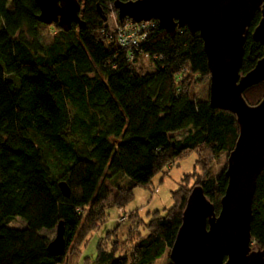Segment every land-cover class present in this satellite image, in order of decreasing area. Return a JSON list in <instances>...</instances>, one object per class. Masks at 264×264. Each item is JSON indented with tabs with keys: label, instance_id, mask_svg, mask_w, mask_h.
<instances>
[{
	"label": "trees",
	"instance_id": "obj_1",
	"mask_svg": "<svg viewBox=\"0 0 264 264\" xmlns=\"http://www.w3.org/2000/svg\"><path fill=\"white\" fill-rule=\"evenodd\" d=\"M79 1L85 27L73 24L66 32L54 24L57 34L45 44L40 28L46 24L38 19L36 0H0V264H69L75 245L80 255L74 264H81V250L105 222L109 208L119 209V224L131 221L134 214L124 220L121 216L128 215L125 206L133 200V191L148 187L176 161L197 152L195 172L184 177L174 193L175 206L165 216L156 213L148 223L138 215L143 226L139 229L146 234L141 232L132 255L118 256L114 239L112 251L100 245L97 258L89 260L154 264L175 243L194 188L187 184L196 180L217 213L228 187L226 167L216 177L210 168L213 159L234 150L236 117L213 109L209 100L194 101L189 92L192 77H210L202 38L187 28L172 37L155 20L131 51L110 39L108 26L111 14H118L114 3L131 0ZM260 19L257 12L245 43L242 74L264 56L263 46L252 36ZM145 57L153 72H140ZM244 96L251 105L259 103L264 85L247 89ZM184 130L188 132L180 139L171 136ZM117 177L128 181L119 188L125 198L106 205L110 190L104 182ZM62 183L69 186L70 197L63 194ZM253 216L254 243L264 248V171ZM16 219L26 227H11ZM61 222L66 252L54 256L52 240L40 233L57 229Z\"/></svg>",
	"mask_w": 264,
	"mask_h": 264
},
{
	"label": "water",
	"instance_id": "obj_2",
	"mask_svg": "<svg viewBox=\"0 0 264 264\" xmlns=\"http://www.w3.org/2000/svg\"><path fill=\"white\" fill-rule=\"evenodd\" d=\"M39 21L69 32L73 24L84 28L79 0H36ZM120 21L157 20L172 37L183 28L204 42L211 76L209 102L213 109L231 112L239 136L228 156V187L221 209L196 185L187 200L183 222L170 251L173 264H264V248L252 235L253 202L258 178L264 171V97L251 105L247 89L264 85V56L247 74L241 73L245 43L257 12L261 19L252 33L264 49V0H131L116 1ZM106 20L103 10L98 8ZM66 197L71 191L61 184ZM49 244L54 256L66 252L65 226L61 222Z\"/></svg>",
	"mask_w": 264,
	"mask_h": 264
},
{
	"label": "rangeland",
	"instance_id": "obj_3",
	"mask_svg": "<svg viewBox=\"0 0 264 264\" xmlns=\"http://www.w3.org/2000/svg\"><path fill=\"white\" fill-rule=\"evenodd\" d=\"M10 9H12V5H10ZM118 20V14L116 12H113L109 18L108 26L111 29L114 28L118 23ZM126 20L127 19L122 21V23H124ZM57 31V27L53 25L41 26V41L45 44L50 43L53 40L54 36L57 34ZM138 68L142 73H150L154 70L152 62L146 57L140 61ZM210 78L211 76L203 79L195 76L192 77L189 92L194 101L199 102L209 100L211 84ZM257 93H259V90L254 92V95L257 96ZM187 132L188 131L184 130L183 132L171 134V136H174L176 139H180L184 135H186ZM228 156L229 154L225 152L219 158L215 160L213 159L211 161V176H218L224 170V168L227 167ZM197 160L198 153L190 152L183 158L176 161L175 165L168 169V172H166L165 174L161 173L157 175L153 179L152 184H150L148 187H137L133 191V200L125 206V210L128 213V215H125V217H130L131 214H134V218L131 221L129 220L124 224H119L117 222L120 217L119 209L116 207L109 208L106 211L107 219L105 220V222L99 227L97 231H94L92 234H90L89 238L84 244L81 250V264H93L89 262L94 261L97 258L100 245H102L106 251H112L114 239H116L118 256H131L134 251L135 244L139 241L141 232H143V234H146V232H144V229L143 231L139 229L140 227L143 228V226H140V224H142L140 223V217L146 223H148L156 213H160L162 216H165L167 210L173 208L176 204L174 193L180 189L182 179L195 172ZM104 184L110 190V196L106 205L114 204L117 201L121 203L122 200H124L125 197L119 195V188L128 184V181L125 178H108L105 180ZM195 184L196 180L193 179L190 181V183L187 184V187H195ZM125 217L124 215L121 216V220H124ZM85 223L86 220L83 224V228L86 226ZM10 226L23 229L26 227V223L21 219H16L10 224ZM118 227H120L119 229L121 230H119L116 234H109L118 229ZM83 228L80 229L79 237L77 239H80L82 237V233L84 232ZM40 234L48 237L50 240H54L56 238L57 231L56 229L43 230ZM76 246L77 245L74 246V252L72 251L71 253V261L69 264H74L79 260L80 253L78 254V252H75ZM169 254L170 252H167L154 264H171L172 261L169 257Z\"/></svg>",
	"mask_w": 264,
	"mask_h": 264
},
{
	"label": "built area",
	"instance_id": "obj_4",
	"mask_svg": "<svg viewBox=\"0 0 264 264\" xmlns=\"http://www.w3.org/2000/svg\"><path fill=\"white\" fill-rule=\"evenodd\" d=\"M156 23L155 20L137 23L132 19H127L124 23H117L114 28H110L113 35L109 34V36L110 39H116L122 46L133 51L134 48L139 47L140 42L147 36L146 32L152 29ZM130 55L133 56L132 53Z\"/></svg>",
	"mask_w": 264,
	"mask_h": 264
}]
</instances>
